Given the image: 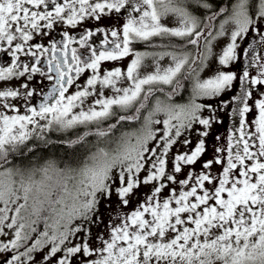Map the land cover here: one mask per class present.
<instances>
[{
  "label": "snow or ice",
  "instance_id": "obj_1",
  "mask_svg": "<svg viewBox=\"0 0 264 264\" xmlns=\"http://www.w3.org/2000/svg\"><path fill=\"white\" fill-rule=\"evenodd\" d=\"M113 14L124 23H100ZM262 28L264 0H0V264H264V90L254 95L264 55L253 48L241 72L226 68L250 30L264 44ZM126 58V68L103 67ZM184 92L186 102H172ZM229 108L239 126L214 135ZM130 122L140 127L114 136ZM81 126L60 142L73 149L64 167H4L39 150L34 139L51 143L46 132ZM134 198L130 212L113 208Z\"/></svg>",
  "mask_w": 264,
  "mask_h": 264
},
{
  "label": "flooded vegetation",
  "instance_id": "obj_2",
  "mask_svg": "<svg viewBox=\"0 0 264 264\" xmlns=\"http://www.w3.org/2000/svg\"><path fill=\"white\" fill-rule=\"evenodd\" d=\"M95 23H96L95 21H89V22H86V24L83 27L91 26V25H94ZM100 23L102 25H105V26H112V25H116L117 23L119 25H122L124 23V19L121 17V18H119V20H117L116 15L113 14L112 17H104L100 21ZM66 27L67 26H65V25L58 26L57 29L55 30V32H53V35L57 39H60L61 38L60 33H62V31ZM82 30H83L82 27H79V28H76V29H69L70 34L77 36V38H79V34H80V32ZM262 31H264V28H262ZM100 39H102V36L98 34L97 36L92 38V41H95L96 45L98 46ZM92 41H90V42H92ZM259 41H260L259 35L256 32L251 31V30L249 31V33L244 35L243 38H238L237 39V44H238L239 47L237 49V53L239 55V59L234 61V62H232L231 63V67H228V70L241 72L245 66H248L251 63V55L253 53V48L255 49L256 53H260V54L264 55V44H261ZM172 42L173 43H177L178 41L174 40ZM203 42L204 41L202 39L201 42H200L201 45L203 44ZM153 43L154 44H161V43H167V41L155 40V41H153ZM73 46L79 47L78 45H73ZM141 46H148V45H141ZM250 46H252V47H250ZM245 49H247L248 52H249V55L247 57H245L244 54H243ZM2 62L3 61H0V63H2ZM248 70L250 71V73L252 75H256V73H257V69H256V67L254 65L249 67ZM39 79L40 78L37 77V80H39ZM44 84L45 85H49V82L45 80ZM32 85L36 86V81H33ZM45 90H47V89H45ZM238 90L239 89L237 88V91ZM261 90H264V89H258L254 93V95L258 96V93ZM38 91H39V89H38ZM227 95H231V93H228ZM226 98H227V96H226ZM39 102H40V97L38 95L37 97H35L33 99L32 103L38 104ZM13 103L22 104V101H17V102L14 101ZM21 111L23 112V108L21 109ZM254 116H255V113L253 112L252 114L249 115V119L250 120L253 119ZM221 121L224 123L225 127H224V129H223V131H222V133L220 135L225 137V138L227 136L228 130L239 126L238 125V117H233L231 115V109L230 108L227 110V114L225 113V111H222V113H221ZM81 128H82V126L79 127V128H76V129L68 130V131H58V130H54L53 129L52 131H48V132L45 133V139L50 141L51 143L52 142H59L60 143L61 141L74 139L77 133H83L86 130V129L85 130H81ZM65 133L66 134L71 133V134L65 135ZM57 134H62L61 135L62 139H56L55 137H57ZM51 143H49V144H51ZM32 144L39 145V147L44 145L41 141L35 140V139L32 141ZM32 144H30L29 147H31ZM24 151L26 152L27 150L24 149ZM35 152L34 153H29L25 157L29 159L32 155L35 154ZM19 157H22V156L10 155L9 160L11 162L9 164L4 165V167L21 168V169L27 170L28 168L31 169V167L33 165H37V163H38L35 160H31V162L29 164L23 165V164H20L19 159H18ZM44 161H48V160H44ZM44 161H41V165L44 164L43 163Z\"/></svg>",
  "mask_w": 264,
  "mask_h": 264
},
{
  "label": "rangeland",
  "instance_id": "obj_3",
  "mask_svg": "<svg viewBox=\"0 0 264 264\" xmlns=\"http://www.w3.org/2000/svg\"><path fill=\"white\" fill-rule=\"evenodd\" d=\"M220 19H222V17H220V18H218L216 21H214L213 22V24L215 25V27L211 30L212 31V33H213V35H215V32L218 30V26H219V20ZM233 27H234V25H227L226 26V33H228V34H226L225 36H221V37H219L218 38V40L217 41H214L213 42V62L215 63L216 61H218V56L220 55V54H222V49H223V47H225L226 45H227V43L229 42V35H230V32H231V30L233 29ZM203 44H204V42H203ZM203 44L201 45V51H203ZM137 47V50H141V51H144V50H147V51H160L161 49L160 48H154V47H149V46H141V45H137L136 46ZM188 50L189 51H191V52H193V54H195V49L194 48H192L191 46H189V48H188ZM129 60H130V58H126V59H124V60H122V61H119V62H105L104 64H103V67L104 68H110V67H116V66H120V67H123V68H126L127 67V64H128V62H129ZM168 58H165V60L164 61H162L161 63H162V65H164V66H167V64H168ZM145 65H146V69L145 70H151V68H152V61L151 60H146L145 61ZM218 66V65H217ZM228 67H231V63L228 65V66H226V68H227V70H228ZM144 70H142V72H143ZM88 75H90V72L89 73H86L85 75H82V77L80 78V80L78 81V83L79 84H83L84 83V81L86 80V78H87V76ZM209 75V73L208 72H205V73H203L202 74V78H205V77H207ZM12 83L13 84H16L17 82L16 81H12ZM33 86V85H32ZM76 89H75V87H73V88H71L69 91L70 92H74ZM106 91H108V90H106ZM109 94H110V91H109ZM157 96H160V98L161 99H163V96L160 94V93H157ZM223 98H226V96L225 97H223ZM221 98H217V99H215V100H212L211 102L213 103V104H217V103H219V100H220ZM186 100H187V96L186 95H183L182 97H178V99L176 100V99H173V103H184V102H186ZM14 102V101H13ZM15 102H17V101H15ZM155 102V97H153V100H152V103H154ZM221 113H222V111H220V112H218L217 113V116H218V119L221 121ZM143 115H147V111H144L143 112V114H142V116ZM157 118L159 119V118H162V116L161 115H158L157 116ZM138 123H140V122H138ZM140 127V124L139 125H135V126H133V127H129V128H127L125 131H123V132H133V131H135L136 129H138ZM224 123L222 122V123H218V124H215L214 126H213V134L214 135H220L221 133H222V131H223V129H224ZM85 128L82 126V128H81V130H84ZM55 130V129H54ZM121 135V134H120ZM119 135V136H120ZM100 146L101 147H103V146H105L104 144H100ZM114 146V145H113ZM180 148V145L178 144L174 149H173V151H176V149H179ZM95 149H93V151H94ZM51 160V159H50ZM52 161H54V160H52ZM46 162H48V161H44L43 163L45 164ZM43 164V165H44ZM57 164V163H56ZM43 165H41V162H38L37 163V165H33L32 167H31V169L32 168H40V167H42ZM58 165V164H57ZM59 167H64V165H62V166H59ZM29 169V168H28ZM140 191L142 192V193H147L148 192V189L147 188H144V187H142L141 189H140ZM165 194H167V191L165 192ZM113 200L115 201V197H113ZM136 204H137V201H136V199L134 198L133 199V202L128 206V208H126V209H119L118 208V205H116L115 203L113 204V208H117V210H119V211H123V212H130L131 210H133V208L136 206ZM109 215H111V216H115V212H109V211H105V216L107 217V216H109ZM43 229V225H41L40 226V230H42ZM7 231V230H6ZM9 235H11V232H9ZM6 239V238H5ZM24 249H21V251H23ZM45 251H47V249H45ZM42 255H43V253H38V254H36V259H37V261H39L40 259H41V257H42Z\"/></svg>",
  "mask_w": 264,
  "mask_h": 264
},
{
  "label": "trees",
  "instance_id": "obj_4",
  "mask_svg": "<svg viewBox=\"0 0 264 264\" xmlns=\"http://www.w3.org/2000/svg\"><path fill=\"white\" fill-rule=\"evenodd\" d=\"M183 95L188 96V93L184 92L182 94V96ZM174 99L177 100L178 97H176ZM113 122H114V120L106 121L103 126L106 127L108 123H113ZM139 124L140 123H138V122L126 123L122 128L118 127V129L115 130L114 136L115 137H119V135L123 131H125L127 128L133 127V126L139 125ZM89 127L93 129V128H95V125H91ZM69 134H71V133H68V134L65 133V135H69ZM61 135L62 134H57V137H55V138L56 139H62ZM96 139L97 138L95 136L88 137V140L90 142H92V143H95ZM100 144H104V142H101ZM75 151L77 153H80L83 150L81 149V147L79 145H77V146H75ZM72 152H73V149L69 148L67 145H62L59 142H52L51 144L43 145V146L39 147V150H37L35 152V154L32 155L29 159L26 158L25 156L19 157L18 159H19L20 164H23V165L29 164L31 162V160H35L37 162H41V161H44V160H48L49 161L51 159V160H54L58 164V166H62V165H65V163L69 162L68 157H69V155ZM73 166H75V164Z\"/></svg>",
  "mask_w": 264,
  "mask_h": 264
}]
</instances>
